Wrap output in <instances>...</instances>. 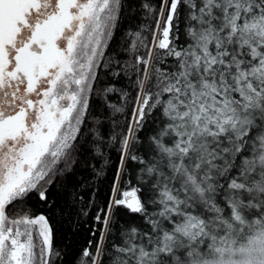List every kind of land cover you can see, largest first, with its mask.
Listing matches in <instances>:
<instances>
[{"label": "snow or ice", "instance_id": "1", "mask_svg": "<svg viewBox=\"0 0 264 264\" xmlns=\"http://www.w3.org/2000/svg\"><path fill=\"white\" fill-rule=\"evenodd\" d=\"M0 264H264V0H0Z\"/></svg>", "mask_w": 264, "mask_h": 264}, {"label": "trees", "instance_id": "2", "mask_svg": "<svg viewBox=\"0 0 264 264\" xmlns=\"http://www.w3.org/2000/svg\"><path fill=\"white\" fill-rule=\"evenodd\" d=\"M73 239L76 241V247L73 249V251L78 252L80 248L86 244V239L84 235H81L78 239L75 237Z\"/></svg>", "mask_w": 264, "mask_h": 264}]
</instances>
